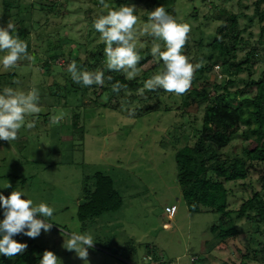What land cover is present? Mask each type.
Masks as SVG:
<instances>
[{"label": "rangeland", "instance_id": "1", "mask_svg": "<svg viewBox=\"0 0 264 264\" xmlns=\"http://www.w3.org/2000/svg\"><path fill=\"white\" fill-rule=\"evenodd\" d=\"M3 1L8 3L11 10L8 20L1 19V16H7L3 14ZM35 1L21 0L20 14H17L14 13L19 10L15 7L17 0H0V27H6L9 20L14 24L20 18L29 22V38L35 53H43L50 41L51 47L57 48L60 38L72 40L75 44L86 43L88 49L102 42L100 34L93 27V21L107 11L99 0H68L59 15L57 5L51 11L35 10L31 14L30 3ZM254 1L177 0L176 19L190 25L191 39L201 38L205 44L208 35L223 19L224 14L219 10L224 8L238 14L239 26L247 25L243 35H249L253 43L261 27H264V16L259 21L254 13ZM108 4L114 10L122 5H135V14L139 17L137 27L142 28L148 23L142 19L149 12L142 0ZM259 5L264 7V2ZM155 6L165 7L162 1H157ZM241 13L251 15L253 20L248 22ZM193 14L196 15L195 19L191 18ZM204 14L210 17L206 21L202 20ZM151 39L143 35L138 42L152 45ZM157 43H161V50H164L162 41ZM248 48L246 46L239 50L238 57ZM57 49L65 55L69 51L68 44ZM3 55L0 53V56ZM193 55L194 52H190L186 56L189 58ZM214 57L220 60L217 54ZM57 63L61 68L50 73L48 80L63 83L64 61ZM153 63L156 61L152 57L138 67L140 85L127 88V92L124 91V95L119 97V105L115 98L108 101L106 95L101 96L100 104H93L89 102V97L94 98L91 91L87 93L88 99H83L86 104L82 105L79 101V93L70 94L66 105L60 104L58 97L47 96L43 92L47 78L43 76L45 69L41 61L24 59L9 70L0 65V92L4 87L25 92L37 88L40 94L38 104L42 108L41 113L27 118L36 121L34 128L22 127L18 139L11 143L0 140V194L8 197L13 191H23L26 196H22V199H32L34 204L44 202L54 207L53 217L48 218V222L53 223L49 232L45 233L42 229L37 238L22 233L13 236L14 240L46 247L55 253L62 264H85L74 251L63 247L73 232L91 233L95 238L94 247L88 249L89 264H156L157 261L163 264H241L247 245L253 242L246 234L250 228L245 218L237 221L240 231L238 238H229L212 248L213 235L209 228L217 220L218 214L204 210L191 213L177 182L175 152L193 138L190 116L181 119L179 115L182 110L181 96L163 91L157 109H137L143 104L139 97L148 94L145 91L143 95L140 94L144 83L143 71ZM221 65L217 61L213 69L205 73L208 79L206 87L211 89L214 83L234 79V83L228 85V97H235V101L227 98L224 103L236 106L244 97L238 90L246 86L249 72L244 69L229 73ZM162 69V64L153 68V74L147 78ZM12 71H15L14 76L8 74ZM261 71H264V63L259 61L253 67L252 77L256 79ZM204 81L201 77L195 84L201 85ZM247 90L244 95L251 97L255 93V86ZM217 91L223 92L221 86ZM152 101L155 100L149 102ZM103 102H107V105L103 106ZM129 109L135 110L133 116H129ZM73 112L79 113V124L83 126L80 130L72 129ZM202 112L201 106L197 111L196 125L200 123ZM56 116L62 117L59 123L53 122ZM240 133L242 135L236 136L223 151L237 153L240 146L249 142V138H244V134L247 135L246 125L241 126ZM262 167L264 163L259 169H252L245 180H239L237 186H231L233 195L228 194L229 208L236 209L242 199L251 195L252 190L262 189ZM97 171L111 176L115 189L122 196V205L116 211L80 222L76 218L77 205L85 196L84 188H92L91 177ZM7 182L11 187L4 188ZM243 182L246 184L240 185ZM230 184L226 183V186ZM171 205L177 208L173 217L168 215ZM147 255H151L154 261L146 260Z\"/></svg>", "mask_w": 264, "mask_h": 264}, {"label": "trees", "instance_id": "2", "mask_svg": "<svg viewBox=\"0 0 264 264\" xmlns=\"http://www.w3.org/2000/svg\"><path fill=\"white\" fill-rule=\"evenodd\" d=\"M67 1L36 0L30 3L31 8L29 11L31 14L35 10L38 12H42L43 10L51 11L57 5L59 15L61 13L60 9L66 6ZM131 1L137 0H105L107 3H126ZM142 1L149 12L155 10V3L157 1H162L168 14L176 18L177 0ZM261 2H264V0L254 1V13L258 15L259 21L264 16V7H260L259 5ZM3 3L5 6L3 14L6 13L7 16H1V19L8 20L11 10L7 2L3 1ZM20 5L21 0H17L15 7L19 10L14 13L20 14ZM219 11L224 14V17L215 27L214 32L208 35V40L205 44L202 43L201 38L191 39L189 36L182 50V54L184 55L194 52V55L189 57L191 63L195 61L193 64H196L203 59L204 65L195 73L191 89L185 94L180 95L182 110L179 115L181 119L190 116L193 138L175 152V161L178 166L176 178L182 188V194L191 213L204 210L218 214L217 220L209 228L213 235L212 248L221 242L227 241L229 238H238L240 231L237 221L244 217L250 228L246 231V234L250 236L253 242L247 245V252L242 255L241 264H264V183L261 185V190H252L250 196L242 199L236 209L228 207V194L233 195V188L231 186H237L239 180H245L252 169H259L260 165L264 163V71H261L256 79L252 77L254 65L259 61L264 63V27H261L257 39L251 43L250 36L243 35L247 25L244 27L239 26L238 14L228 12L224 8ZM241 15L246 20H249L248 22L253 20L251 15L243 13ZM191 18L195 19L196 15H191ZM209 18L208 14H204L202 20L206 21ZM142 19L148 22V15L143 16ZM180 23L185 22L180 21ZM14 25L20 39L28 44L29 54L34 56V60L41 61V66L45 69L43 76L47 78V81L45 80L44 94L58 97L61 102L60 104L66 105L68 97L72 93H79V101L82 102V105L86 104L83 99H88L87 93L91 91L94 98L90 99L89 97V102L100 104L102 102L101 96L106 95L108 101L115 98L117 100L116 103L118 102L119 105V97L124 95V90L116 94L111 90L112 84L119 81L122 85H126L127 88L132 86L137 88L140 85L141 80L138 77L129 80L122 72L108 71L106 69L105 44L103 41L98 43L94 48L88 49L86 48V43L85 45L75 44L72 40L60 38L57 41V48L68 44L69 51L66 55L63 51L55 48L56 46L51 47V41L48 43L49 47L40 54L38 52L35 53L31 48L28 30V27L31 28V25L29 22H25L23 18H20ZM37 38L39 37L37 36ZM152 39L154 42L155 38L152 37ZM140 45H144V47L140 49L142 59L138 67L143 66L152 59V45L138 42V47ZM246 46L249 47L248 50L238 57V51ZM216 54L220 60L214 57ZM64 56L66 57L65 59ZM23 60L19 61L18 65ZM59 60L64 61L62 67L64 69L62 71L63 83L55 81V79L48 80L50 73L61 68L57 63ZM73 60L88 71L103 70L105 77L111 76L112 80L108 81L105 79L103 86L92 85L84 87L81 84L74 83L71 74L67 71L68 65ZM217 61H220V65L222 64L221 66L226 68L224 70L229 73H238L244 69L249 72L246 77V86L240 89V91L238 90L244 97L236 106L224 103V100L230 98L228 97V85L233 84L234 79L227 78L219 84L214 83L211 89L206 87L208 79H206L205 73L211 71ZM160 64L163 65V62L153 63L143 71L144 81L148 79V75L153 74V68H156ZM8 74L14 76L15 71L8 72ZM201 77L203 80L205 79V85L195 84ZM220 86L223 90L222 93L217 91ZM250 86H255V93L251 97H248L244 93L248 91L247 89ZM144 91L148 94L139 97L143 101V104L137 109L143 108L145 111L157 109V105L160 103L161 92L164 90L161 88L155 91L144 89ZM150 100L155 101L149 102ZM229 100L234 102L235 97ZM102 105H107V102H103ZM201 106L203 107V112L200 115L199 125H196L197 111ZM79 122V113L73 112L72 129H82L83 126ZM182 124L184 123L182 122ZM242 125L247 126V135L244 134V138H249V142L246 145L240 146V150L237 153L235 151H223L236 136L242 135L240 133ZM261 169L263 170L260 177L262 180L264 179V167ZM88 178H86L87 181L89 180ZM91 179L92 188H84L85 196L77 205L76 218L80 222L92 220L105 212L116 211L122 205V196L115 189L111 176L97 171L92 175ZM226 183L231 184L230 186H226ZM244 184L246 183H240L243 186ZM172 206L175 205H171L168 211V215L171 217L174 216L177 210L175 207L174 213L170 215L169 212ZM3 212L4 209L0 207V221L4 219ZM45 250H48V248L31 242L22 254L11 258L0 254V264H39ZM147 256L151 257L149 261H154L151 255ZM224 263L228 264L227 262Z\"/></svg>", "mask_w": 264, "mask_h": 264}, {"label": "clouds", "instance_id": "3", "mask_svg": "<svg viewBox=\"0 0 264 264\" xmlns=\"http://www.w3.org/2000/svg\"><path fill=\"white\" fill-rule=\"evenodd\" d=\"M99 4L107 11L93 21V27L105 44L108 71L122 72L129 80L136 78L140 74V49L144 47H138V39L148 35L155 38L151 55L157 63L162 61L164 67L144 81L140 94L143 95L144 89L155 91L162 88L167 93L179 96L191 89L195 73L203 67L204 61L201 59L193 64L182 54L191 31L189 24L178 22L168 14L165 7L159 6L148 12V23L139 28L135 5H122L114 10L105 0H99ZM155 41H162L164 50H161L162 44ZM0 53H4L0 56V65L5 70L16 67L23 59L34 60V56L28 52V44L20 39L10 20L6 27H0ZM67 71L74 83L84 87L103 86L105 79L112 80L111 76L105 77L103 70L88 71L75 60L68 65ZM111 90L119 94L121 90L127 92V86L117 81L112 84ZM39 99L37 88L27 92L12 87L3 88L0 92V140L11 143L18 139L22 127L32 129L36 126L35 120L27 118L41 113ZM128 114L133 116L135 110L129 109ZM61 119V116L53 117V122L59 123ZM8 187H11L9 182L4 188ZM22 196H26L23 191H13L8 197L0 194V207L4 209V219L0 221V254L9 258L24 253L28 247L26 243L14 240L13 236L23 233L30 238H37L42 229L47 233L53 224L48 222V218L53 217L54 207L44 202L34 204L32 199H22ZM94 243L95 238L91 233L73 232L63 247L74 251L79 259L89 264L88 249L94 247ZM39 264H62V261L52 251L45 250Z\"/></svg>", "mask_w": 264, "mask_h": 264}, {"label": "built area", "instance_id": "4", "mask_svg": "<svg viewBox=\"0 0 264 264\" xmlns=\"http://www.w3.org/2000/svg\"><path fill=\"white\" fill-rule=\"evenodd\" d=\"M174 211H175V206H172L169 214L172 215L174 213ZM146 260H148V261L151 260V257L148 256ZM156 264H163V263H162V261L161 262L157 261Z\"/></svg>", "mask_w": 264, "mask_h": 264}, {"label": "crops", "instance_id": "5", "mask_svg": "<svg viewBox=\"0 0 264 264\" xmlns=\"http://www.w3.org/2000/svg\"><path fill=\"white\" fill-rule=\"evenodd\" d=\"M176 213V212H175ZM175 215V214H174Z\"/></svg>", "mask_w": 264, "mask_h": 264}]
</instances>
